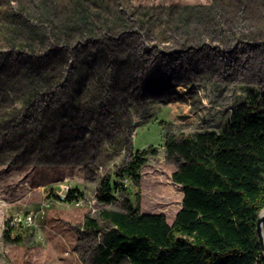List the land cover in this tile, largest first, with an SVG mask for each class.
<instances>
[{"label": "rangeland", "instance_id": "1", "mask_svg": "<svg viewBox=\"0 0 264 264\" xmlns=\"http://www.w3.org/2000/svg\"><path fill=\"white\" fill-rule=\"evenodd\" d=\"M262 92L264 0H0V264H94L100 211L124 206L97 190L136 149H156L140 211L172 223L183 192L166 135L219 133ZM69 188L84 197L64 201Z\"/></svg>", "mask_w": 264, "mask_h": 264}, {"label": "trees", "instance_id": "2", "mask_svg": "<svg viewBox=\"0 0 264 264\" xmlns=\"http://www.w3.org/2000/svg\"><path fill=\"white\" fill-rule=\"evenodd\" d=\"M164 147L180 161L171 179L183 197L172 223L163 213L140 211L141 167L156 149H136L116 170L117 180L107 176L97 190L98 202L112 203L119 192L124 206L100 211L109 227L96 244L94 264H264L256 233L264 207V92L233 108L223 131L166 135ZM83 197L69 188L63 200ZM83 225L95 235L102 231L89 215ZM13 230L7 220L4 238L19 242Z\"/></svg>", "mask_w": 264, "mask_h": 264}, {"label": "built area", "instance_id": "3", "mask_svg": "<svg viewBox=\"0 0 264 264\" xmlns=\"http://www.w3.org/2000/svg\"><path fill=\"white\" fill-rule=\"evenodd\" d=\"M64 197V195H62ZM38 216H42V210L39 208L36 211H29L23 215H15L8 219V226L10 228H16L19 226L32 225Z\"/></svg>", "mask_w": 264, "mask_h": 264}, {"label": "water", "instance_id": "4", "mask_svg": "<svg viewBox=\"0 0 264 264\" xmlns=\"http://www.w3.org/2000/svg\"><path fill=\"white\" fill-rule=\"evenodd\" d=\"M256 233L258 236L259 243L262 247V250L264 252V239H263V233H264V207L259 212L257 221H256Z\"/></svg>", "mask_w": 264, "mask_h": 264}, {"label": "bare ground", "instance_id": "5", "mask_svg": "<svg viewBox=\"0 0 264 264\" xmlns=\"http://www.w3.org/2000/svg\"><path fill=\"white\" fill-rule=\"evenodd\" d=\"M263 239H264V233H263Z\"/></svg>", "mask_w": 264, "mask_h": 264}]
</instances>
